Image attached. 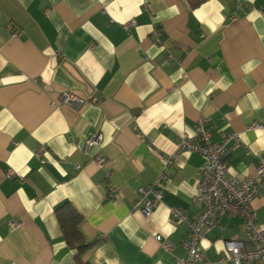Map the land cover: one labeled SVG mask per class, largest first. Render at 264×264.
Masks as SVG:
<instances>
[{
	"label": "crops",
	"instance_id": "1",
	"mask_svg": "<svg viewBox=\"0 0 264 264\" xmlns=\"http://www.w3.org/2000/svg\"><path fill=\"white\" fill-rule=\"evenodd\" d=\"M63 92L85 103L54 105ZM199 120L213 143L236 135L227 177L264 165V0H0V264H176L186 229L168 209L197 213L205 164L176 142ZM165 157L145 217L136 190ZM64 203L82 218L81 256L55 215ZM252 208L264 231V181ZM228 240H245L241 218L218 217L203 236L209 264H230Z\"/></svg>",
	"mask_w": 264,
	"mask_h": 264
},
{
	"label": "built area",
	"instance_id": "2",
	"mask_svg": "<svg viewBox=\"0 0 264 264\" xmlns=\"http://www.w3.org/2000/svg\"><path fill=\"white\" fill-rule=\"evenodd\" d=\"M133 23H128L131 26ZM94 102V100H93ZM85 101L70 92L61 93L53 102L54 105L65 104L74 108L80 107ZM204 121L199 120L195 136L182 135L176 142V150L196 153L204 157L205 164L201 178L197 185L196 194L192 200L198 209L193 217L179 208L168 209L172 219L186 229L185 240L182 243L183 256L177 258L176 264H209L200 247L203 236L214 226L218 217L235 218L243 221L245 240H228L224 242L226 260L230 264H261L264 262V231L257 225V215L252 208V201L259 195L261 184L264 181V165L256 168L253 176L243 179L227 177L225 155L229 139H236L235 134L229 135L220 143H213L209 133L203 127ZM257 123H252L246 131L257 129ZM101 137H90L85 144V150L92 145L99 144ZM172 157L162 159V170L155 182L147 187L136 190L134 209H139L145 217L152 214L154 207L160 203L164 183L168 179L167 169ZM95 164L99 169L105 165L104 157H97ZM76 168H79L77 165ZM108 192H114L108 185ZM20 224L12 222L11 230H16ZM162 248L169 252L170 243L162 241L160 236L155 237Z\"/></svg>",
	"mask_w": 264,
	"mask_h": 264
},
{
	"label": "trees",
	"instance_id": "3",
	"mask_svg": "<svg viewBox=\"0 0 264 264\" xmlns=\"http://www.w3.org/2000/svg\"><path fill=\"white\" fill-rule=\"evenodd\" d=\"M191 8H194L206 0H186ZM55 215L58 220L62 236L69 248L75 249L78 256H81L90 245L84 242L83 235L80 231L81 216L69 204L64 203L55 209ZM82 264H89L83 262Z\"/></svg>",
	"mask_w": 264,
	"mask_h": 264
}]
</instances>
